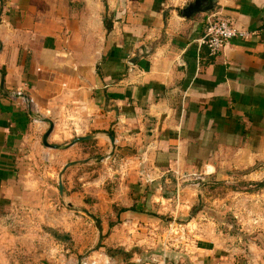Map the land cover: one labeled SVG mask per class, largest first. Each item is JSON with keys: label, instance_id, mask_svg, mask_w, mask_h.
<instances>
[{"label": "crops", "instance_id": "obj_1", "mask_svg": "<svg viewBox=\"0 0 264 264\" xmlns=\"http://www.w3.org/2000/svg\"><path fill=\"white\" fill-rule=\"evenodd\" d=\"M208 1L0 0V264H264L180 183L264 178V0ZM217 20L249 36L210 56Z\"/></svg>", "mask_w": 264, "mask_h": 264}, {"label": "rangeland", "instance_id": "obj_2", "mask_svg": "<svg viewBox=\"0 0 264 264\" xmlns=\"http://www.w3.org/2000/svg\"><path fill=\"white\" fill-rule=\"evenodd\" d=\"M98 161L105 160L106 156L103 159H99L100 155H98ZM180 183L182 180V184H189L194 185L195 183L199 182L195 189L199 192L198 194V201L195 203L192 208H190V212L193 210L194 207L200 208L199 211L195 212L192 211L195 215H202L210 218V222L214 223L211 224V227L215 228L216 233H220L222 235H230L235 237H242V238H249L251 236H258L264 240V186L261 187L260 192H242L241 190L250 189V187L242 186V183H252L246 181H222L218 182L215 180L209 181H201L198 177H190L188 176H181ZM211 181H215L214 184L209 186H202V184L211 183ZM258 183V182H257ZM264 185V178L260 181ZM241 189V190H240ZM252 190V189H251ZM247 193V194H246ZM250 193H259L258 195L252 199L249 198L251 196ZM248 196V199H246ZM215 202V205H210L211 203ZM183 209V208H182ZM177 211L173 214V217H177ZM196 217V216H195ZM180 218V217H179ZM203 220V219H202ZM165 225H163V230L161 235L165 236V233L169 232V224L172 220ZM178 223H186L185 219H178ZM194 228L195 234L196 231L202 230V226H198L195 222H193L190 227L188 228L187 232L190 229ZM173 233V237H174ZM182 238V233L175 236ZM186 236V233H185ZM187 239V236H186ZM185 242V239H183Z\"/></svg>", "mask_w": 264, "mask_h": 264}, {"label": "built area", "instance_id": "obj_3", "mask_svg": "<svg viewBox=\"0 0 264 264\" xmlns=\"http://www.w3.org/2000/svg\"><path fill=\"white\" fill-rule=\"evenodd\" d=\"M248 36L249 32L238 30L227 21L217 20L209 23L203 43L207 47L210 56H216L229 40L233 38H247ZM146 179V181H149L148 178ZM168 227L170 230L168 233H165V236L163 235L162 246L174 250L184 249L182 247L189 244V242H187L188 238L186 239L185 236V233H188L186 227L178 224L175 220H172ZM173 233L175 236L182 233V238L180 236L178 238H175V236L173 237ZM183 239H185V242H183ZM80 264L96 263L93 261L88 262L81 260Z\"/></svg>", "mask_w": 264, "mask_h": 264}, {"label": "water", "instance_id": "obj_4", "mask_svg": "<svg viewBox=\"0 0 264 264\" xmlns=\"http://www.w3.org/2000/svg\"><path fill=\"white\" fill-rule=\"evenodd\" d=\"M199 3H201V2H196V5L199 4ZM189 7H193V6L191 5V6H189ZM189 7H188V8H189ZM3 82H4V80H3V78H2L1 81H0V89L3 88ZM45 123L48 125V129H47V131L45 132V134L43 135V138H42V144H43V146H45V147H47V148H50V149H55V150H66V149L72 147V146L75 145V144H78V143H81V142H85V141H89V140H91V139L93 138V136L88 135V136H83V137H76V138H74L71 142H69L68 144H65V145L49 144V143L47 142V139H48L49 135L51 134V132L53 131V123H52V121H50V120H45ZM109 137H110V139H111V142L113 143V138H112V136H109ZM79 163H80V162H78V161H76V162H69V163L65 164V166H64V167L62 168V170L60 171V181H59V183H58V191H59L60 194H62V192H63V186H62V182H61V176L64 174V172H65L68 168H70V167H72V166H75V165H77V164H79ZM80 262H81V259L78 260V264H80Z\"/></svg>", "mask_w": 264, "mask_h": 264}, {"label": "trees", "instance_id": "obj_5", "mask_svg": "<svg viewBox=\"0 0 264 264\" xmlns=\"http://www.w3.org/2000/svg\"><path fill=\"white\" fill-rule=\"evenodd\" d=\"M212 1L213 0H209L208 1V3H210L211 5L209 6V7H206V9L204 10V11H211V10H213V6H212ZM205 8V7H204ZM203 8V9H204ZM200 10H202V9H200ZM214 184H219V183H214V182H212V184L211 183H206V184H202V186H211V185H214ZM242 186H246V187H250V189H247V190H241L242 192H256V191H259V190H261V187H263L264 185L262 184V183H260V182H252V183H247V184H243L242 183ZM252 189V190H251ZM200 210V208H199V206L198 207H194L193 208V210L192 211H195V212H197V211H199ZM191 211V212H192ZM193 213V212H192ZM54 234V233H53Z\"/></svg>", "mask_w": 264, "mask_h": 264}]
</instances>
